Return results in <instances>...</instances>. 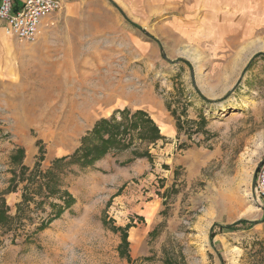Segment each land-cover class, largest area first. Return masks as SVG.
<instances>
[{"label": "rangeland", "instance_id": "obj_1", "mask_svg": "<svg viewBox=\"0 0 264 264\" xmlns=\"http://www.w3.org/2000/svg\"><path fill=\"white\" fill-rule=\"evenodd\" d=\"M238 1L214 16L69 0L33 40L13 37L0 59V264H264V8ZM136 110L161 138L130 129L128 146L81 159L96 121L126 128Z\"/></svg>", "mask_w": 264, "mask_h": 264}, {"label": "built area", "instance_id": "obj_2", "mask_svg": "<svg viewBox=\"0 0 264 264\" xmlns=\"http://www.w3.org/2000/svg\"><path fill=\"white\" fill-rule=\"evenodd\" d=\"M61 8V0H0V25L11 37L33 40L43 21ZM256 174V191L264 198V163Z\"/></svg>", "mask_w": 264, "mask_h": 264}, {"label": "trees", "instance_id": "obj_3", "mask_svg": "<svg viewBox=\"0 0 264 264\" xmlns=\"http://www.w3.org/2000/svg\"><path fill=\"white\" fill-rule=\"evenodd\" d=\"M113 117L110 118H103L95 122L93 128L91 129V133L96 135V139L99 141L97 143H91L87 145L84 149V151L81 154V159L88 162L91 161V157H99L101 156L106 150L113 145H119L120 147H126L129 144V141L127 143H124V135L126 133H129L130 129L138 128V130L141 128L142 131L138 133L140 138L148 139L149 141H155L158 138H161L162 136L159 134V131L157 129V125L155 122L142 110H136L129 114V116L124 117V120H126V128L123 126L124 123H114ZM147 126V130L144 129ZM125 128V130H124ZM124 130V131H123ZM119 135H122L120 138ZM147 155V153H146ZM63 160V159H59ZM7 215H6V209L1 204L0 205V223H4L6 221ZM247 222L246 220H238L232 224L224 225L223 227L226 228H234L236 224ZM251 225L253 224V221L249 222ZM216 223H214L215 225ZM213 228V227H212ZM211 228L209 232V239L210 241L213 239L214 231ZM127 242V241H126Z\"/></svg>", "mask_w": 264, "mask_h": 264}, {"label": "crops", "instance_id": "obj_4", "mask_svg": "<svg viewBox=\"0 0 264 264\" xmlns=\"http://www.w3.org/2000/svg\"><path fill=\"white\" fill-rule=\"evenodd\" d=\"M22 0H14L16 4H20ZM63 3H68L69 0H61ZM159 1L161 0H151V4H156L159 6L162 5V3L159 4ZM164 1V0H162ZM168 4H181L183 8V12H191L195 11L198 9V11L201 13L203 12H208L212 15H217L218 10L222 8V5H226L231 8H235V5H238L239 1L236 3V0H166ZM193 2V3H191ZM245 4V6H251L254 7V5L258 4L263 6L264 8V0H242L241 3ZM232 12V11H231ZM264 12V11H263ZM211 21V20H210ZM14 43V38L11 37L10 35H7L4 32L3 27L0 25V59L2 60L3 58L7 59L10 57V46ZM258 218L255 220L258 221L256 224L253 225L255 227V232L254 235L256 236V240H261L263 241L262 243L264 244V213H255ZM217 235L215 234L214 237ZM217 240L219 239V236H217Z\"/></svg>", "mask_w": 264, "mask_h": 264}, {"label": "water", "instance_id": "obj_5", "mask_svg": "<svg viewBox=\"0 0 264 264\" xmlns=\"http://www.w3.org/2000/svg\"><path fill=\"white\" fill-rule=\"evenodd\" d=\"M264 162V157L260 160V162L258 163L257 167L259 165H261L262 163ZM254 188H255V173L252 177V182H251V189H252V192L254 191Z\"/></svg>", "mask_w": 264, "mask_h": 264}, {"label": "bare ground", "instance_id": "obj_6", "mask_svg": "<svg viewBox=\"0 0 264 264\" xmlns=\"http://www.w3.org/2000/svg\"><path fill=\"white\" fill-rule=\"evenodd\" d=\"M92 91H93L94 94H95V93H98L97 90L92 89ZM85 100H86L87 102L89 101L88 98L85 99ZM166 127H167V126L163 123V124L161 125L162 131L165 132V131H166Z\"/></svg>", "mask_w": 264, "mask_h": 264}]
</instances>
